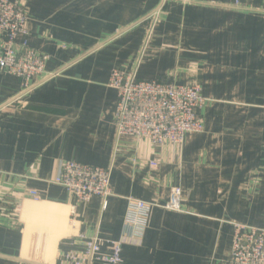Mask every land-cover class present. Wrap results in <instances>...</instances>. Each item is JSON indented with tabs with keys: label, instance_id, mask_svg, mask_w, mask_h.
<instances>
[{
	"label": "crops",
	"instance_id": "0c3cea01",
	"mask_svg": "<svg viewBox=\"0 0 264 264\" xmlns=\"http://www.w3.org/2000/svg\"><path fill=\"white\" fill-rule=\"evenodd\" d=\"M11 1L27 10L19 43L55 77L0 112V264H69L92 238L102 264L128 199L155 206L118 264H218L233 225L264 229V0ZM114 69L199 86L203 131L179 146L118 138ZM19 91L0 71V107ZM67 161L111 171L106 205L51 183ZM174 188L180 213L163 209Z\"/></svg>",
	"mask_w": 264,
	"mask_h": 264
},
{
	"label": "built area",
	"instance_id": "2783aa9c",
	"mask_svg": "<svg viewBox=\"0 0 264 264\" xmlns=\"http://www.w3.org/2000/svg\"><path fill=\"white\" fill-rule=\"evenodd\" d=\"M158 13L152 15L157 18ZM124 31H118L119 36ZM28 35L27 10L23 3L0 0V71L17 78L20 91L4 109L19 103L37 88L53 79V73L46 72L48 56L19 43ZM108 87L117 96L114 112V128L118 138L144 141L152 147L163 145L179 146L188 135L203 131L198 111L205 103L197 85H177L161 81H140L135 71L114 69L111 71ZM155 167V163H151ZM109 169H101L75 162H62L58 166L53 185L63 188L76 204L99 198L106 205L110 197ZM29 195L38 199L35 192ZM182 192L171 191L169 202L163 207L167 211L182 212ZM155 205L144 201L128 199L123 223V237L111 243L112 256L102 259V264H118L121 247L139 239L151 209ZM232 247L228 258L218 264H264V229L235 224ZM81 255L66 257L69 264H92L98 260L101 243L97 238L85 242Z\"/></svg>",
	"mask_w": 264,
	"mask_h": 264
}]
</instances>
